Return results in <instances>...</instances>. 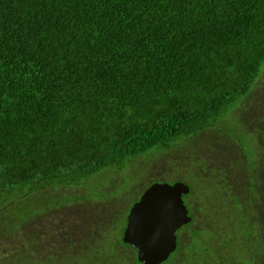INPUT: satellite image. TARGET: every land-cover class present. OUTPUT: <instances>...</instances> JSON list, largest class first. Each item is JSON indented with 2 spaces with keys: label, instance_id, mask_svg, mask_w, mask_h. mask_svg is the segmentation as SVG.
<instances>
[{
  "label": "trees",
  "instance_id": "obj_1",
  "mask_svg": "<svg viewBox=\"0 0 264 264\" xmlns=\"http://www.w3.org/2000/svg\"><path fill=\"white\" fill-rule=\"evenodd\" d=\"M263 74L264 0H0V264H141L122 170L190 189L161 264H264Z\"/></svg>",
  "mask_w": 264,
  "mask_h": 264
},
{
  "label": "water",
  "instance_id": "obj_2",
  "mask_svg": "<svg viewBox=\"0 0 264 264\" xmlns=\"http://www.w3.org/2000/svg\"><path fill=\"white\" fill-rule=\"evenodd\" d=\"M182 183H153L130 208L122 241L131 246L141 264H161L177 248V231L191 222Z\"/></svg>",
  "mask_w": 264,
  "mask_h": 264
},
{
  "label": "rangeland",
  "instance_id": "obj_3",
  "mask_svg": "<svg viewBox=\"0 0 264 264\" xmlns=\"http://www.w3.org/2000/svg\"><path fill=\"white\" fill-rule=\"evenodd\" d=\"M260 83H261V86H260V89H259V90H261L260 93H259V90L257 92H255L253 94V97H251L243 105L245 108H251V109H254L255 111H259V110H261L263 108L264 100L261 101V100H258V99L260 98L259 95H262L261 99L264 98V74L262 75V80H261ZM251 109H249V110H251ZM233 120L228 121L226 129H229V131H231L232 133L233 132H237L238 133L240 131V127H239V125H236ZM237 120L238 119H236V121ZM243 130H244V127H242V131ZM250 138H251V133H248L247 136H246V140L248 141V140H250ZM201 142H203V141H201ZM206 142H207V140L205 141V143ZM175 155H178V154L176 153ZM175 158H178V157H175ZM182 158L183 157L180 155L179 164H180V161H181L183 163V165H184L183 168H185V167L188 168V164H190V163H188L187 160L184 161ZM165 162H166V160L158 161V159H156L154 157L148 158L146 160L142 159V160L138 161V164L136 165V167L135 166L131 167V168L134 167V169H136V172H134V173L131 172V174H135L136 175L137 172L139 174V171L142 170V167H144V168L148 167V168H150L152 170V169H156L157 166L164 167L165 172H168V170H170V168L168 167L167 163H165ZM164 164L167 165L168 169L165 167ZM124 174H125V171L122 170V171H120L118 173L109 171V172H105L104 175H101V176H106L107 177V178H101V183H104V185L107 188H110V187L111 188H116L115 191L109 192V193H111L109 195V197H111V198H108L106 200L107 205L105 206V208H106V210L109 211L108 214L110 212H113L116 209H120V208L124 209V211L129 210V208L132 207L133 203L135 202V200L140 195L141 190L145 189L149 184H151V183L174 184V183H176L175 177H177V175L179 177H181V175H179L180 174V170H179V174L176 173V175H171L170 177H167V176H164V175L161 176V177H154V178L149 179V181H147V179L144 177V175H142L138 181H130L129 184L125 186V184L123 183V180H122ZM94 182L95 183H99V182H97V180H94ZM180 182L184 183L183 181H180ZM121 183H123V185H121ZM93 190H95V186L93 187ZM103 197H104V195L100 194V193H94V194L91 195V198L95 199V200L105 199V197L104 198ZM93 204H95V203H93ZM89 207L90 208H86L85 210H87L89 212H92V213H95V211L92 209V207L91 206H89ZM93 215H96V213L93 214ZM102 224L105 225L103 222H102ZM109 224H110V222L107 225H109ZM113 231L109 232L110 233V235L108 236L109 240H113L114 239V234L115 233H116V235H117V233H120V231H121L120 224H118L117 227ZM105 240L107 241V238ZM78 256H86L87 258H90V259L87 260V262L89 264H96L94 259L91 260V258L94 256V254H92L90 251L86 250V252H81L80 255H78ZM90 260H91V263H90ZM79 264H82V263H79ZM85 264H86V262H85ZM99 264H107V262L106 263H99Z\"/></svg>",
  "mask_w": 264,
  "mask_h": 264
}]
</instances>
